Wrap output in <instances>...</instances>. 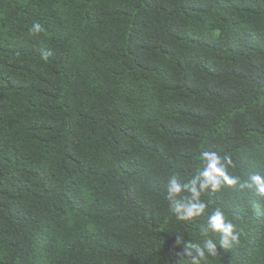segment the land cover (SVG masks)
Listing matches in <instances>:
<instances>
[{"label": "trees", "instance_id": "1", "mask_svg": "<svg viewBox=\"0 0 264 264\" xmlns=\"http://www.w3.org/2000/svg\"><path fill=\"white\" fill-rule=\"evenodd\" d=\"M205 152L264 176V0H0V264H264L255 188L170 211Z\"/></svg>", "mask_w": 264, "mask_h": 264}, {"label": "clouds", "instance_id": "2", "mask_svg": "<svg viewBox=\"0 0 264 264\" xmlns=\"http://www.w3.org/2000/svg\"><path fill=\"white\" fill-rule=\"evenodd\" d=\"M28 31L31 35H36L43 31V26L39 22H34ZM203 158L207 161L205 170L199 172L188 183L181 184L173 179L167 184L169 208L172 213L176 214L178 220H191L205 213L206 204L200 200V197L201 193L209 187L215 192L221 188L222 184L226 183L229 186H234L239 183L241 189L255 188L258 195L264 196V176L259 173H253L249 176L250 182H240L239 176H230L227 173L226 168L221 164L220 158L216 153L205 152L203 153ZM226 159L229 164H232L230 158ZM201 177H203L202 181ZM182 192L190 194L187 196L186 203L181 202L184 198L181 196ZM206 221L207 228L202 229V233L206 237L209 230L212 233H218V244L225 250L229 249L232 243L238 242L239 233L235 230V225L225 219L224 212L219 208L211 212L207 216ZM179 242L178 238L177 243ZM204 244L212 255L217 254L216 243H213L211 238H206ZM185 247L189 254H191L192 249L195 247L199 253V257H204V252L196 245L186 242ZM199 257L191 260V264H200Z\"/></svg>", "mask_w": 264, "mask_h": 264}]
</instances>
